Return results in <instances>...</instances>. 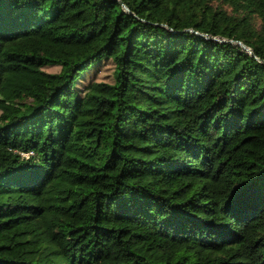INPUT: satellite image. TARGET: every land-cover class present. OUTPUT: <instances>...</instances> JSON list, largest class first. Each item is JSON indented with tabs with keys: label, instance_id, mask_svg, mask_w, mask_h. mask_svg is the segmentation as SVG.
<instances>
[{
	"label": "trees",
	"instance_id": "1",
	"mask_svg": "<svg viewBox=\"0 0 264 264\" xmlns=\"http://www.w3.org/2000/svg\"><path fill=\"white\" fill-rule=\"evenodd\" d=\"M263 62L264 0H0V264H264Z\"/></svg>",
	"mask_w": 264,
	"mask_h": 264
},
{
	"label": "rangeland",
	"instance_id": "2",
	"mask_svg": "<svg viewBox=\"0 0 264 264\" xmlns=\"http://www.w3.org/2000/svg\"><path fill=\"white\" fill-rule=\"evenodd\" d=\"M72 51H73V47L69 46V45L68 46L66 45V46H59V47H51L49 49V55L51 58H58L61 56H66L69 53H71ZM47 70L50 72L55 71V69H52V68H48ZM110 71H111V69H110V67H108V65L102 67L101 73L96 76V79L97 80H101V79L107 80L106 76L110 74ZM89 80H90V78H87L86 80L83 81V83L86 84L87 81H89ZM60 150L64 154H67L70 151L69 147H63Z\"/></svg>",
	"mask_w": 264,
	"mask_h": 264
},
{
	"label": "water",
	"instance_id": "3",
	"mask_svg": "<svg viewBox=\"0 0 264 264\" xmlns=\"http://www.w3.org/2000/svg\"><path fill=\"white\" fill-rule=\"evenodd\" d=\"M119 3H120V5L123 7V9L129 13L128 9H127V8H126L121 2H119ZM192 32H193V31H192ZM194 33L197 34V35L202 36V37L205 38V39H213V40L216 41V42L230 43V44H232V45H234V46H239L242 50H244L245 52H247L249 55H252V56H253L252 50L249 49V48H247V47H246L244 44H242L241 42H234V41H231V40H219V39H217V38H211V37H208L207 35L198 34L197 32H194ZM263 63H264V62H263Z\"/></svg>",
	"mask_w": 264,
	"mask_h": 264
},
{
	"label": "built area",
	"instance_id": "4",
	"mask_svg": "<svg viewBox=\"0 0 264 264\" xmlns=\"http://www.w3.org/2000/svg\"><path fill=\"white\" fill-rule=\"evenodd\" d=\"M23 156H27V154L23 155Z\"/></svg>",
	"mask_w": 264,
	"mask_h": 264
}]
</instances>
